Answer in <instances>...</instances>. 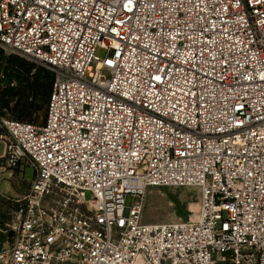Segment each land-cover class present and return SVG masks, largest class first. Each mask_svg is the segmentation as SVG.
<instances>
[{"label": "built area", "instance_id": "obj_1", "mask_svg": "<svg viewBox=\"0 0 264 264\" xmlns=\"http://www.w3.org/2000/svg\"><path fill=\"white\" fill-rule=\"evenodd\" d=\"M0 50V168L35 170L0 190V264H264V0H0ZM161 187L197 217L145 221Z\"/></svg>", "mask_w": 264, "mask_h": 264}, {"label": "rangeland", "instance_id": "obj_2", "mask_svg": "<svg viewBox=\"0 0 264 264\" xmlns=\"http://www.w3.org/2000/svg\"><path fill=\"white\" fill-rule=\"evenodd\" d=\"M97 55L105 58L108 50L98 48ZM4 154V144H0V156ZM10 169L0 168V190L8 195H22L25 186L34 179L35 170L28 167L25 173L17 172L10 176ZM23 171V169H22ZM0 192V212L5 200ZM87 197L91 194L88 192ZM200 211V190L196 187L149 188L144 203V220L147 222H171L180 219L196 218Z\"/></svg>", "mask_w": 264, "mask_h": 264}, {"label": "trees", "instance_id": "obj_3", "mask_svg": "<svg viewBox=\"0 0 264 264\" xmlns=\"http://www.w3.org/2000/svg\"><path fill=\"white\" fill-rule=\"evenodd\" d=\"M2 55L3 53L0 50V58ZM9 66H26V64L18 58H12L9 60ZM53 80L54 75L52 73L40 71L33 81H28L25 87L22 88L19 103L15 107V117L17 119L38 124L44 122L48 101L52 92ZM24 81L27 82V80ZM28 92L33 94L32 100H29ZM16 96L17 93L15 92L8 94L3 92L0 100L8 104Z\"/></svg>", "mask_w": 264, "mask_h": 264}]
</instances>
